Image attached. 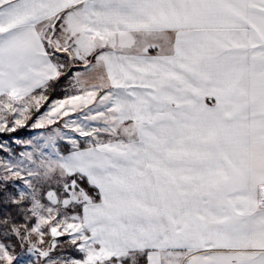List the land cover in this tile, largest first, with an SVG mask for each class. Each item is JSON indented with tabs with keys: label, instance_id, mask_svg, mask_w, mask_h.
<instances>
[{
	"label": "snow or ice",
	"instance_id": "1",
	"mask_svg": "<svg viewBox=\"0 0 264 264\" xmlns=\"http://www.w3.org/2000/svg\"><path fill=\"white\" fill-rule=\"evenodd\" d=\"M0 264H264V0H0Z\"/></svg>",
	"mask_w": 264,
	"mask_h": 264
}]
</instances>
